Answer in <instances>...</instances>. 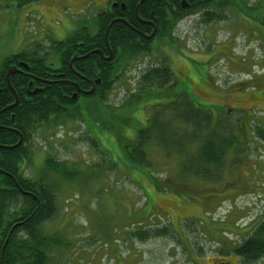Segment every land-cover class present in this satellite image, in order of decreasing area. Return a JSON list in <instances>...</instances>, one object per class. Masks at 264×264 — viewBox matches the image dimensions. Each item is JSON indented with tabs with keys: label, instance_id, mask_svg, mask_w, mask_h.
<instances>
[{
	"label": "rangeland",
	"instance_id": "1",
	"mask_svg": "<svg viewBox=\"0 0 264 264\" xmlns=\"http://www.w3.org/2000/svg\"><path fill=\"white\" fill-rule=\"evenodd\" d=\"M104 5L0 0V75L8 57L32 45L48 48L75 34H94ZM216 10L223 14L213 21L201 12L178 19L171 35L148 43L149 53L118 62L105 99H79L81 120L45 124L31 137L24 174L56 186L58 210L44 224L59 242L47 251L49 264H244L231 249L264 222V143L254 137L253 124L240 119L241 108L253 109L251 118L264 126V0H234L224 12ZM160 63L182 84L131 98L142 86V71ZM181 90L194 105L212 110L214 129L225 139L223 162L206 169L211 180L181 172V156L196 157L182 151L184 145L195 152L194 142L206 131L203 123L191 131L179 118ZM172 101L179 107L174 111L164 107ZM150 125L157 130L144 136L146 163L138 167L126 154ZM235 138L238 149L230 147ZM49 158L63 162L61 172L48 167ZM166 225L168 235L142 240L132 234Z\"/></svg>",
	"mask_w": 264,
	"mask_h": 264
},
{
	"label": "trees",
	"instance_id": "2",
	"mask_svg": "<svg viewBox=\"0 0 264 264\" xmlns=\"http://www.w3.org/2000/svg\"><path fill=\"white\" fill-rule=\"evenodd\" d=\"M185 1L188 3V7L181 8L178 0H176L174 2L176 9L172 11V14L168 13L164 3L157 4L154 1L155 4H153V1L150 0H128L124 2L125 10L120 12L116 10L117 14L114 13L113 15L109 11L100 10L95 17L97 30L94 34L89 36L85 34L84 38L81 34H75L65 40L53 42L48 47L50 52L48 54L41 53L47 51V47L41 46L39 48L38 45H32L31 50L28 49L29 51L25 50L8 57L1 69V75L10 63L23 62L26 65L28 74L32 75L35 84L39 85L41 84V73L44 71V66L47 73H52L54 71H52L51 63L59 59L63 62L61 65L62 71L71 74L70 71H67L69 70L67 63L71 60L70 57L78 53L85 55L90 51L100 49L107 54L106 56L111 53L109 61L98 54L91 53L76 64V69L87 78L100 80L94 92L91 95H85L84 98H97L101 101L106 98L116 80L114 79L116 78L114 73L116 64L118 62H125L124 64H126L131 58L143 53L142 51L145 52L144 47L137 45V34L135 32L136 29L139 30L141 21H144L143 19L154 21L157 35L163 37L171 35L176 21L190 13L201 12L203 20L213 21L220 19L221 14H223L216 10L217 8L223 11L226 7L234 4V0H222L220 3L215 0ZM177 8L180 9L179 12ZM152 9L153 13L151 14ZM113 20L115 22L109 26ZM106 31L107 35L105 37ZM80 42L82 43L80 44ZM1 75L0 264H49L47 251L53 244H59V242L55 233L50 235L45 233L44 224L51 220L58 210L56 186L53 183H50V185L44 184L41 177L33 180L26 176L23 171V164L29 160L31 137L40 126L50 125L53 122L56 124L65 118H79L81 120L83 114L78 102L72 101L71 95L73 94L71 91L73 90L69 86L61 85L59 89L57 85L51 84L43 94H41L42 88H36L40 90L31 97L25 98L26 84L23 85L10 76V81H6L4 76L1 79ZM141 76L142 86L136 93L134 92L135 95L133 94L131 98L153 87L164 88L169 85L173 87V85L181 83L174 79L171 69L164 63L144 69ZM64 77L66 78V76ZM10 85L17 94V103L13 107L5 109L15 101ZM176 95V98L182 99V115L179 118L187 123L191 131L192 126L194 129H199L202 123L206 128V131L200 137V140L202 139L200 142H194L195 139L192 133L195 132L189 133L197 148L195 152L187 151L184 145L186 139L182 141L184 145L182 151L187 152L189 155L195 154L196 157L189 162V158L184 155L181 156L180 164L183 165L181 172L184 174H191L190 172H192L193 176H197L202 180H211L205 178L208 175L206 169L212 166L218 168V165L224 160V151L220 150L219 153V149L222 148L225 139H222L221 134L217 135L214 129L218 121L212 116V110L208 106H195L184 91H178ZM175 103V101H172L164 107L170 105L174 111L175 108H179ZM157 119L158 117L151 118V123L157 121ZM207 122L208 125L206 126ZM162 126L164 127V125ZM156 130L155 125H150L149 128L138 132V141L130 147L126 154L130 163L138 167L146 163L147 152L141 148V145L146 142L143 138L148 132L154 135ZM165 131L170 135L167 128ZM20 135L22 142L17 147L11 148L18 142ZM254 135L264 142V130L256 128ZM182 137H184V133ZM212 141L216 142L214 146ZM196 143L199 145H196ZM215 144L219 146L217 147ZM235 144L236 138L230 147L232 149L237 148L234 147ZM216 147L217 151L213 153V148L216 149ZM172 148L180 151L175 147ZM47 162L48 167L55 173L61 172L60 168L63 162L58 163V161L50 158L47 159ZM181 165L180 167H182ZM169 233L170 229L166 225L162 228L144 229L141 232L132 234L143 240L150 236H164ZM263 233L264 222H261L243 242L231 249L232 253L244 264H251L264 259Z\"/></svg>",
	"mask_w": 264,
	"mask_h": 264
},
{
	"label": "flooded vegetation",
	"instance_id": "3",
	"mask_svg": "<svg viewBox=\"0 0 264 264\" xmlns=\"http://www.w3.org/2000/svg\"><path fill=\"white\" fill-rule=\"evenodd\" d=\"M126 1H128V0H105V5L103 6L102 10L109 11L110 14L113 15L114 13H116V10H119V12L122 10H125L124 2H126ZM150 1H153V4H155L154 1H156L157 4L164 3L165 8L167 9L169 14H172L173 13L172 11L174 9H176V7H174V2H176V0H150ZM182 1L183 0H178L180 7L181 8H187L188 3L184 0L186 2V4L183 6ZM215 1L220 3L222 0H215ZM154 7H155V5H154ZM177 10H178V12L180 11V9H178V8H177ZM152 13H153V9L151 10V14ZM143 20L144 21H141V26H139V30L138 29L135 30V32L137 34L136 41H137L138 46L144 47L145 52L142 51L143 53H149L151 51V47L149 46L150 42L156 40L158 37L157 28H156V24L154 21H151L149 19H143ZM152 32H154L153 36L150 38H147V36H150V34ZM81 43L82 42H80V44ZM102 53H103V51H102ZM103 55L106 56L107 54L103 53ZM76 56L78 57V59L74 60L73 62H70L71 60H69L67 63V67L69 69L67 71H70L71 74H68V73L62 71L63 68L61 65L63 62L59 59H56L55 62L51 63L52 71H54L52 73H47V70H45L46 67L44 66L43 67L44 71L41 73V80H40L41 84H39L37 82L39 85L35 84V82L33 81V80H35L34 77L32 75H29L26 68H23V67H18L20 72L17 71L14 74L10 75V77H12L15 81H19L23 85L26 84V86H25L26 87L25 98L31 97V95H33L35 92H37L38 88H42L41 94H43L46 91V89L49 88L52 84V85H57V88H59V89H60L61 85L69 86V88L73 90V91H71V93L76 94V98L72 99V101L79 102V99L84 98V96H85V94L83 92L91 88V86H92L91 83L92 84L94 83L93 84L94 90H95V87L99 85V83H96L95 79L87 78L85 75H83L82 73H80L76 69V64L79 61H82L83 58L88 57V56H85L83 53H78ZM71 58L72 57H70V59ZM145 58L146 57H144L143 59H145ZM18 63L13 62V63H10L9 65L18 66ZM64 76H66V78ZM10 77H9V81H10ZM169 86H167V87H169ZM170 87H172V86H170ZM12 93H13L14 97L17 99L16 92L14 90H12ZM187 97H188V95H187ZM249 99L251 100L250 102H252V100H254V96L250 95ZM230 110L237 112L235 110V108H229L227 110V112H230ZM241 111L243 114L240 115V119L245 120V122H243V123H249L251 120L253 109L249 110L246 108H241ZM250 112H251V114H250ZM256 128H255L254 132L256 131ZM250 133H252V132H250ZM194 177H196L198 179L197 176H194ZM201 181H202V179H201Z\"/></svg>",
	"mask_w": 264,
	"mask_h": 264
},
{
	"label": "water",
	"instance_id": "4",
	"mask_svg": "<svg viewBox=\"0 0 264 264\" xmlns=\"http://www.w3.org/2000/svg\"><path fill=\"white\" fill-rule=\"evenodd\" d=\"M140 2H142V1H140ZM185 4H186V3H185V1L183 0V1H182V5L184 6ZM119 20L122 21V22H124V21L121 20V19H119ZM114 21H115V20H113V21L109 24V26H111V24H112ZM107 30H108V29H107ZM106 35H107V31L105 32V37H106ZM152 35H153V33H151L149 37H152ZM105 40H106V43H107V38H106ZM108 48H109V46H108ZM90 53L99 54V55H100L101 57H103L106 61H109V60L111 59V53H109L108 56H104L103 53H102V51H101L100 49H95V50H93V51H90L89 53L85 54V56H88ZM76 59H78V57L75 55V56H73V57L71 58V61H70V62H73V61L76 60ZM18 67L26 68V65H25V63L20 62V63H18V66H16V65H9V66L7 67V69H6V73H5V77H6L7 81H8V78H9L10 75L14 74V73L17 72V71L20 72L19 69H18ZM99 81H100L99 79H96V80H95L96 83H99ZM91 85H92V86H91V88H90L89 90H86V91L83 92L85 95H89V94H92V93H93V91H94V87H93V84H92V83H91ZM39 90H40V89H39ZM39 90H37V91H39ZM75 98H76V94H73V95H72V99H75ZM16 103H17V99L15 98L14 103H12L11 105L7 106L5 109H9L10 107H13ZM21 140H22V137H21V135H20L18 142H17L15 145H13L11 148L17 147V146L21 143Z\"/></svg>",
	"mask_w": 264,
	"mask_h": 264
}]
</instances>
